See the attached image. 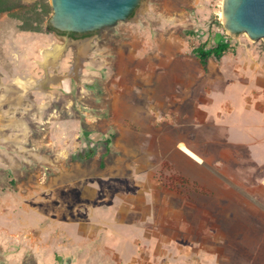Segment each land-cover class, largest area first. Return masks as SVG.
Returning <instances> with one entry per match:
<instances>
[{"label": "rangeland", "instance_id": "rangeland-1", "mask_svg": "<svg viewBox=\"0 0 264 264\" xmlns=\"http://www.w3.org/2000/svg\"><path fill=\"white\" fill-rule=\"evenodd\" d=\"M51 14L50 0H0V263L94 264L87 237L100 217L82 205L145 164L170 186L197 180L223 252L264 264V150L239 102L264 70V39L231 36L222 0H143L127 20L70 37L48 28ZM220 36L231 49L203 64L194 49ZM54 42L62 48L44 66ZM32 79L43 85L26 87Z\"/></svg>", "mask_w": 264, "mask_h": 264}, {"label": "crops", "instance_id": "crops-1", "mask_svg": "<svg viewBox=\"0 0 264 264\" xmlns=\"http://www.w3.org/2000/svg\"><path fill=\"white\" fill-rule=\"evenodd\" d=\"M261 59L264 62V54ZM228 66L229 63H225L221 71ZM258 72L249 74L248 86L239 87L242 92L239 102H245L247 114L251 113L242 127L247 133L251 132L253 140L250 142L264 150V70ZM230 79L232 83L238 81ZM62 82L68 83L67 80ZM256 88L260 91L258 96L255 95ZM256 113H259L257 120ZM179 145L182 147L184 143ZM183 148L196 161L204 163L191 149ZM257 155L264 160L260 151ZM252 157L255 158V149ZM206 165L219 174L211 165ZM134 166L130 176L122 179L124 184L112 181L113 190L104 189L93 203L82 205L91 217L94 214L100 217L93 218L87 237V240H95L96 248L90 252L94 264H240L236 257L230 260L223 252L222 247L229 241L221 235V229L208 223L214 218L213 214L199 197L208 190L197 180L191 182L179 174L176 178L183 184L185 181L179 177L189 180V187L185 188L183 184L170 186L162 179H156L155 173L147 170L145 164ZM262 183L264 185V178ZM196 215L201 217L196 219ZM98 251L105 253L110 261L99 258L103 256L97 254Z\"/></svg>", "mask_w": 264, "mask_h": 264}, {"label": "water", "instance_id": "water-1", "mask_svg": "<svg viewBox=\"0 0 264 264\" xmlns=\"http://www.w3.org/2000/svg\"><path fill=\"white\" fill-rule=\"evenodd\" d=\"M142 1L50 0L48 24L57 34H89L127 20ZM222 21L231 36L246 32L264 39V0H222Z\"/></svg>", "mask_w": 264, "mask_h": 264}, {"label": "bare ground", "instance_id": "bare-ground-1", "mask_svg": "<svg viewBox=\"0 0 264 264\" xmlns=\"http://www.w3.org/2000/svg\"><path fill=\"white\" fill-rule=\"evenodd\" d=\"M91 47H92V42L91 41H88L87 43H83V44L82 43L81 44H77V52H76L77 53V55H76L77 63H79L80 61L85 59V56L89 53V50H90ZM61 48H62V46H61L60 43L54 42L49 47H46L45 49H43L41 51V54L43 56V61L41 63H43V65L45 66V65H47V64H49L51 62H54L53 60L56 58V55H57V53L59 52V50ZM55 60H57V59H55ZM24 84H25L26 87H28L29 85L30 86H34V87H36V86L37 87H41V85H43V80H41V79H37V80L32 79V80H30L28 82L25 81ZM40 200H41V196H40Z\"/></svg>", "mask_w": 264, "mask_h": 264}, {"label": "trees", "instance_id": "trees-1", "mask_svg": "<svg viewBox=\"0 0 264 264\" xmlns=\"http://www.w3.org/2000/svg\"><path fill=\"white\" fill-rule=\"evenodd\" d=\"M49 29L54 30L52 27L48 26ZM75 33L71 32L70 36H74ZM209 39L205 40L202 44L198 45L194 51L198 56L199 60L204 64L207 58L213 56L215 58L221 57L225 52L231 49L232 45L229 40L224 39L220 36L215 44L208 45ZM178 178V177H177ZM181 181H185L183 178L179 177Z\"/></svg>", "mask_w": 264, "mask_h": 264}, {"label": "flooded vegetation", "instance_id": "flooded-vegetation-1", "mask_svg": "<svg viewBox=\"0 0 264 264\" xmlns=\"http://www.w3.org/2000/svg\"><path fill=\"white\" fill-rule=\"evenodd\" d=\"M70 33H71V32L68 33V34H69V37H70ZM75 35H76V33H75Z\"/></svg>", "mask_w": 264, "mask_h": 264}]
</instances>
